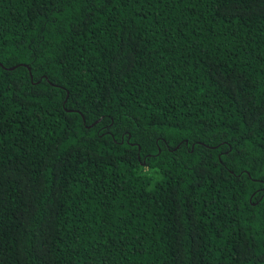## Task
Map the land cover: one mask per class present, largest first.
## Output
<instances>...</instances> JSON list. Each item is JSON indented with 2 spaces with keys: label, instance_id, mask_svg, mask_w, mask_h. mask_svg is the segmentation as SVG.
Wrapping results in <instances>:
<instances>
[{
  "label": "trees",
  "instance_id": "16d2710c",
  "mask_svg": "<svg viewBox=\"0 0 264 264\" xmlns=\"http://www.w3.org/2000/svg\"><path fill=\"white\" fill-rule=\"evenodd\" d=\"M0 264H264V0H0Z\"/></svg>",
  "mask_w": 264,
  "mask_h": 264
}]
</instances>
